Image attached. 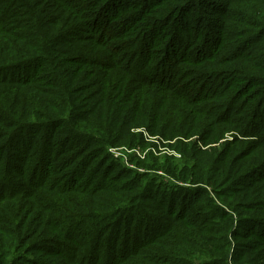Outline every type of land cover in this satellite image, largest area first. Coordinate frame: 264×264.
<instances>
[{
  "label": "trees",
  "instance_id": "obj_1",
  "mask_svg": "<svg viewBox=\"0 0 264 264\" xmlns=\"http://www.w3.org/2000/svg\"><path fill=\"white\" fill-rule=\"evenodd\" d=\"M0 264H264V0H0Z\"/></svg>",
  "mask_w": 264,
  "mask_h": 264
},
{
  "label": "rangeland",
  "instance_id": "obj_2",
  "mask_svg": "<svg viewBox=\"0 0 264 264\" xmlns=\"http://www.w3.org/2000/svg\"><path fill=\"white\" fill-rule=\"evenodd\" d=\"M195 19H192V21H194ZM167 107L168 108H170L171 107V104H168L167 105ZM216 131H218V129H216ZM226 134H228V133H226ZM225 134V135H226ZM231 134V133H230ZM229 134V135H230ZM217 140H216V137L215 136H213V135H209L208 134V138L206 139V141H202L201 143H199V146H202V148L203 149H212V148H217V144H218V142H216ZM170 148H172V146L170 147ZM211 151V150H210ZM169 160V161H171V163L172 164H175L176 163V165H179L180 164V158L179 159H176V158H174V157H162V158H160L159 159V162L161 163L163 160ZM160 173L162 172V171H159ZM158 172V173H159ZM159 173V174H160ZM163 173V172H162ZM162 175V177L165 179V178H167V175H165L164 173L163 174H161ZM166 180V179H165Z\"/></svg>",
  "mask_w": 264,
  "mask_h": 264
},
{
  "label": "built area",
  "instance_id": "obj_3",
  "mask_svg": "<svg viewBox=\"0 0 264 264\" xmlns=\"http://www.w3.org/2000/svg\"><path fill=\"white\" fill-rule=\"evenodd\" d=\"M124 146L123 147H118V148H110V150L112 151V153L114 154L115 157H120L122 158L124 161L127 162L128 157L126 155V153H124Z\"/></svg>",
  "mask_w": 264,
  "mask_h": 264
}]
</instances>
